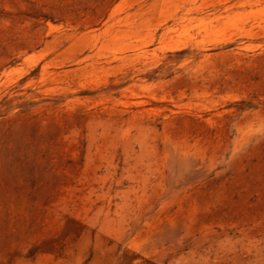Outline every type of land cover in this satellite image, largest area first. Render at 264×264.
Returning <instances> with one entry per match:
<instances>
[{"label": "rangeland", "instance_id": "374dc122", "mask_svg": "<svg viewBox=\"0 0 264 264\" xmlns=\"http://www.w3.org/2000/svg\"><path fill=\"white\" fill-rule=\"evenodd\" d=\"M0 264H264V0H0Z\"/></svg>", "mask_w": 264, "mask_h": 264}]
</instances>
